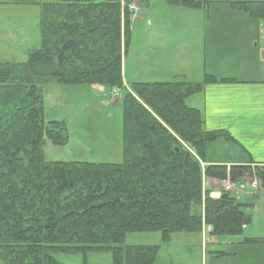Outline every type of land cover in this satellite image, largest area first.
<instances>
[{"label": "trees", "instance_id": "trees-1", "mask_svg": "<svg viewBox=\"0 0 264 264\" xmlns=\"http://www.w3.org/2000/svg\"><path fill=\"white\" fill-rule=\"evenodd\" d=\"M118 0H14L41 5L42 48L26 63H0V264H64L55 254L110 253L112 264H155L160 246H126L129 233L162 232L215 238L242 234L251 216L232 193L219 198L204 178L239 183L252 175L264 199V165L203 167L207 146L225 131L209 132L202 113L187 100L215 83L236 82L206 75L134 83L126 87L123 59L131 38L130 4ZM200 8L205 0H168ZM264 20V0L231 3ZM107 86L124 92L123 162H48L47 141H69L64 122L44 120L43 85ZM244 244H264V238Z\"/></svg>", "mask_w": 264, "mask_h": 264}, {"label": "rangeland", "instance_id": "rangeland-1", "mask_svg": "<svg viewBox=\"0 0 264 264\" xmlns=\"http://www.w3.org/2000/svg\"><path fill=\"white\" fill-rule=\"evenodd\" d=\"M121 1L118 0L119 3ZM135 1L139 4L138 7L131 9L130 4L133 13L131 34L134 28L146 24V21L150 19L155 30L160 28L158 31L161 32L163 27V31H171L184 38L188 47L186 52L190 53L193 58L190 64L203 65L206 35L209 36L208 34L214 31V35L219 37L221 32H227L233 25L237 26L238 31L243 24L242 15L247 14L242 11L240 12L244 14H239L231 3L262 0H205L208 5L197 9L171 6L168 0H133L134 3ZM50 2H57V0H40L42 4ZM146 13H150L149 18ZM40 22V4L20 5L12 3V0H0V63L15 65L26 63L32 52L42 48ZM256 22L258 26L260 24L259 28H263V35L264 20ZM160 32L156 38L158 44ZM244 32L245 30L242 33ZM138 37L139 32L131 35L130 45L123 59L124 82L128 88L137 83L136 76L144 77L132 73L134 64L139 65V73H145L144 69L148 68L146 65L153 62V60L149 61L152 55L146 59V55L140 51L137 43ZM263 42L264 40L261 39V47ZM239 45L241 52V44ZM251 45H258V42L251 43L250 48H252ZM164 47L166 51L161 46H157L158 49L152 51L153 57L168 61L167 53H169L172 61L180 62L179 65L181 63L186 65L189 61L188 58L182 57L185 54L171 39L169 45ZM253 63L257 65L255 61ZM152 79L146 78L145 80L152 81ZM166 80L170 79L161 81ZM124 92L125 90H122L120 94H117L115 90L107 86L65 85L56 81L43 85L44 120L64 122L69 135V141L64 146H55L49 141L46 142L43 148L45 160L96 164L122 163ZM254 184L257 188L253 187ZM221 185L223 188H231L237 200L245 204L243 211L251 216V221L243 228L242 234L232 240L235 241V246L218 247V250L232 251L244 238H264V199L260 195L259 184L255 178L247 174L237 184L228 179ZM187 234H172L170 240L164 243L162 232L129 233L126 235L124 244L126 246H160L155 264L165 261L169 264L171 258L173 264H198V249L189 250L186 239L190 236L188 237ZM231 239L219 238V241L228 243ZM54 256L64 264H83L82 257L78 255L55 254ZM88 264H112L111 254H92L88 257Z\"/></svg>", "mask_w": 264, "mask_h": 264}, {"label": "crops", "instance_id": "crops-1", "mask_svg": "<svg viewBox=\"0 0 264 264\" xmlns=\"http://www.w3.org/2000/svg\"><path fill=\"white\" fill-rule=\"evenodd\" d=\"M121 3L124 4L125 0ZM138 5L136 1L135 3L131 1V9ZM238 13L244 14L240 11ZM146 14L149 18L150 13ZM242 16L243 24L238 31L237 26L233 25L227 32H221L219 37L214 35V31L210 32L209 36L206 35L203 65L190 64L193 58L186 52L188 47L184 38L171 31H163V27L161 32L158 31L160 28L155 30L150 19L146 24L134 28L132 32V34L139 32L137 43L140 51L146 55V59L152 55L149 61L153 60L146 65L148 68L144 69L145 73H139V65L134 64L132 73L144 76H136L137 83L170 82L180 79L199 83L206 75L236 81L207 85L201 93L187 100L189 107L202 113L206 131H225L234 140L232 142L220 139L209 144L203 167L264 165V42L263 46H260L261 39L264 40V33L262 35L263 28H259L260 24L258 26V23L248 15ZM159 32L158 44L156 38ZM139 39L141 41H138ZM170 39L185 55L176 54L189 59L186 65L181 63V66L180 62L172 61L169 53L168 61L153 57L152 51L158 49L157 46L164 50ZM256 42L258 45H251L250 48V44ZM146 78L153 79L150 81L145 80ZM162 79L170 80L161 81ZM221 183L218 180L204 178L203 187L205 190H211V195L215 196L224 191ZM187 236H190L186 239L189 250L198 249V264H264V244H244L243 241L247 239L244 238L232 251H220L218 247L235 246V241H232L234 238H230L231 241L228 243L220 242L218 238L211 236L208 226H204L201 233H188ZM169 264H173L172 258Z\"/></svg>", "mask_w": 264, "mask_h": 264}, {"label": "built area", "instance_id": "built-area-1", "mask_svg": "<svg viewBox=\"0 0 264 264\" xmlns=\"http://www.w3.org/2000/svg\"><path fill=\"white\" fill-rule=\"evenodd\" d=\"M253 187H254V188H257L255 184L253 185ZM224 189H225V191H227V192H233L232 189L229 188V187L224 188Z\"/></svg>", "mask_w": 264, "mask_h": 264}, {"label": "water", "instance_id": "water-1", "mask_svg": "<svg viewBox=\"0 0 264 264\" xmlns=\"http://www.w3.org/2000/svg\"><path fill=\"white\" fill-rule=\"evenodd\" d=\"M215 197H216V198H218V197H219V195H215Z\"/></svg>", "mask_w": 264, "mask_h": 264}]
</instances>
